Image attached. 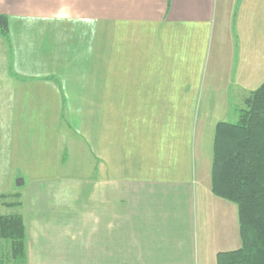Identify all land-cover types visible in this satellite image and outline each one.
<instances>
[{"label": "crops", "instance_id": "1", "mask_svg": "<svg viewBox=\"0 0 264 264\" xmlns=\"http://www.w3.org/2000/svg\"><path fill=\"white\" fill-rule=\"evenodd\" d=\"M0 14L6 78L46 85L16 102L6 86L5 110L68 112L93 160L86 248L100 264H217L231 249L214 227L230 212L211 192L215 127L237 109L236 73L264 72L244 45L264 53V0H0Z\"/></svg>", "mask_w": 264, "mask_h": 264}, {"label": "rangeland", "instance_id": "2", "mask_svg": "<svg viewBox=\"0 0 264 264\" xmlns=\"http://www.w3.org/2000/svg\"><path fill=\"white\" fill-rule=\"evenodd\" d=\"M244 45L245 55L250 45L253 60L264 55L259 42ZM260 65L257 61L253 72L251 69L241 76L236 73L233 83L239 84L238 89L243 91L233 96L237 109L230 113L229 122L238 118L242 95H248L264 79V72L259 73L257 68ZM5 69V59L0 56V194L6 195L0 196V214L17 213L23 217L25 264H100V248L87 249L85 241L84 209L93 179V160L85 153L79 136L74 139L76 134L68 129V112L40 111L36 109L38 103L30 112L5 110L6 86L14 90L12 95L9 89L8 102L12 99L16 102V98L34 96L29 92L45 85L40 81L27 84H18L13 78L9 81ZM21 87L30 91H20ZM58 117L63 121L61 128L57 126ZM227 204L229 214L219 212L214 227L224 233L223 238L229 237L227 247L233 250L241 245L237 206ZM200 223L207 232V222ZM10 249V241L0 239V264H12Z\"/></svg>", "mask_w": 264, "mask_h": 264}, {"label": "trees", "instance_id": "3", "mask_svg": "<svg viewBox=\"0 0 264 264\" xmlns=\"http://www.w3.org/2000/svg\"><path fill=\"white\" fill-rule=\"evenodd\" d=\"M7 34L8 17L0 14V36ZM237 112L236 121L215 127L211 192L236 204L241 245L218 252L216 262L264 264V81ZM0 239L10 241L12 264L26 263V228L20 214H0Z\"/></svg>", "mask_w": 264, "mask_h": 264}]
</instances>
